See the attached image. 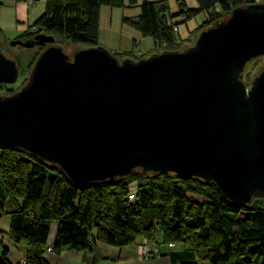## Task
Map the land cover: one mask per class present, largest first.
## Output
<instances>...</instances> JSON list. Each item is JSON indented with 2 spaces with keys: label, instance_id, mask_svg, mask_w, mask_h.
<instances>
[{
  "label": "water",
  "instance_id": "water-1",
  "mask_svg": "<svg viewBox=\"0 0 264 264\" xmlns=\"http://www.w3.org/2000/svg\"><path fill=\"white\" fill-rule=\"evenodd\" d=\"M44 47L28 79L0 96V149L57 167L79 191L143 174L215 186L240 206L264 197V3L240 6L192 46L119 59L102 46L67 55L38 34L11 46ZM19 76L0 50V84Z\"/></svg>",
  "mask_w": 264,
  "mask_h": 264
},
{
  "label": "trees",
  "instance_id": "trees-1",
  "mask_svg": "<svg viewBox=\"0 0 264 264\" xmlns=\"http://www.w3.org/2000/svg\"><path fill=\"white\" fill-rule=\"evenodd\" d=\"M197 1L198 9L179 2L174 16L182 18L179 23L167 20V0H142L139 16L122 21L143 38H151L155 52L177 51L192 46L200 31L224 19L233 9L257 3ZM128 4L135 6L137 0H128ZM102 6L121 8L124 3L46 0L42 15L30 27L32 31L19 39L44 33L58 46L67 41L97 47ZM202 12L213 14L187 39L176 43L173 28L178 29L179 24ZM115 55L119 61L139 59L129 53ZM4 87L3 96L16 91ZM131 183L136 185L134 192ZM6 214L10 225L2 236L23 252L25 264H46L48 247L53 249L51 254L90 251L97 243L122 248L142 238L153 241L156 235L164 245H179V250L168 254L172 264H264V197H255L250 204L240 206L222 198L211 183L179 179L172 174L137 172L132 177L79 191L57 167L22 150L0 149V218ZM53 228L54 238L49 244ZM7 254L0 241V264H11Z\"/></svg>",
  "mask_w": 264,
  "mask_h": 264
},
{
  "label": "rangeland",
  "instance_id": "rangeland-1",
  "mask_svg": "<svg viewBox=\"0 0 264 264\" xmlns=\"http://www.w3.org/2000/svg\"><path fill=\"white\" fill-rule=\"evenodd\" d=\"M124 6L121 8H110L108 6H102L100 11L99 29H98V44L109 50L111 53L122 54L129 53L136 58L147 57L155 52L153 40L149 37L143 38L140 33L134 28L123 23L124 18L136 19L140 14L139 5L142 0H137L135 6H129L128 0H123ZM258 3H264V0H255ZM44 4L40 1H36L31 7L23 8L17 6L15 9L10 5H0V50L9 59L15 60L18 69L19 76L14 85H8L9 88L16 89L19 85H24L25 79L28 78L30 69L33 66L34 59L37 56L35 50H26L21 47H13L11 43L19 38H23L33 23L42 15ZM178 8L174 7L171 1L168 2V11L166 12V18L173 23H179L182 18L175 17ZM201 16L192 19V22L185 25L181 23L178 25L179 31L174 33L176 43L180 40L188 38L189 29L196 23H201ZM198 35V34H197ZM196 36V35H195ZM194 36V38H195ZM32 37V36H31ZM31 37H26L31 38ZM189 39H193L190 37ZM190 40V41H191ZM60 47L67 55H71L74 50L83 48L82 46L72 45L67 41H63ZM160 53V52H158ZM264 69V57L250 63L246 67V71L243 75V80L249 86L253 79L259 75ZM1 90V89H0ZM6 94V90L2 95ZM135 183H131L130 189L135 191ZM10 225V216L8 214L3 215L0 218V230L7 231Z\"/></svg>",
  "mask_w": 264,
  "mask_h": 264
},
{
  "label": "crops",
  "instance_id": "crops-1",
  "mask_svg": "<svg viewBox=\"0 0 264 264\" xmlns=\"http://www.w3.org/2000/svg\"><path fill=\"white\" fill-rule=\"evenodd\" d=\"M33 5L36 1H40L44 4L45 7L46 0H32ZM150 2H159L160 0H148ZM171 1L174 7H179V2L183 1L187 8L189 9H198L199 2L197 0H167ZM216 1V0H213ZM124 3V1H123ZM258 3V2H257ZM2 5H10L14 9L17 6H22L27 9L23 2H16L15 0H0ZM101 11V9H100ZM200 16V15H198ZM197 16V17H198ZM205 21L204 17L201 16V23H196L192 28L189 29V32H193L200 24ZM192 22V20L187 21L185 25ZM179 31V29H178ZM3 231L0 230V241L7 248L8 254L7 259L11 264H25L24 254L21 250L14 247V245L9 242L7 238H4L2 235ZM55 230L54 228L51 231L49 236V244L52 243L54 238ZM144 244H147L151 250H156V255H151L148 259H144L139 255L140 247ZM179 245H164L161 243L160 235L155 236V240H147L145 238L136 240L133 244L128 246L117 248L109 245L97 243L92 250L83 251V252H74L63 250L58 254H45L44 260L46 264H172L168 254L172 251L179 250Z\"/></svg>",
  "mask_w": 264,
  "mask_h": 264
},
{
  "label": "built area",
  "instance_id": "built-area-1",
  "mask_svg": "<svg viewBox=\"0 0 264 264\" xmlns=\"http://www.w3.org/2000/svg\"><path fill=\"white\" fill-rule=\"evenodd\" d=\"M24 5L26 7H31L33 5V1L32 0H26L25 2H23ZM213 14V12H202L201 15L204 17V19H209V17ZM173 32L177 33L178 29L177 27L173 28ZM129 199H132V195H129ZM46 252L51 254L53 253V249L51 247H48L46 249ZM157 251L156 250H151L147 244H144L143 246L140 247L139 250V255L144 258V259H148L151 255H156Z\"/></svg>",
  "mask_w": 264,
  "mask_h": 264
},
{
  "label": "flooded vegetation",
  "instance_id": "flooded-vegetation-1",
  "mask_svg": "<svg viewBox=\"0 0 264 264\" xmlns=\"http://www.w3.org/2000/svg\"><path fill=\"white\" fill-rule=\"evenodd\" d=\"M38 34H44V33H37V34H35V35H33L31 38H26V39H24V40H20V39H17V40H19V41H21V42H32L33 41V38L36 36V35H38ZM46 35V34H45ZM15 47V46H14ZM17 47H21V48H24V47H22V46H20V45H18ZM44 47H40V46H36V45H33L31 48H24V49H26V50H35L38 54L41 52V50L43 49ZM38 56V55H37ZM37 56L35 57V59L34 60H36V58H37ZM35 62V61H34ZM34 64V63H33ZM33 67V66H32ZM31 70V69H30ZM14 85V84H13ZM4 86H6V87H8V85H4V84H0V96L1 97H3V91L5 90V87ZM22 85H19V87L18 88H20ZM18 88H16L15 90H17Z\"/></svg>",
  "mask_w": 264,
  "mask_h": 264
}]
</instances>
